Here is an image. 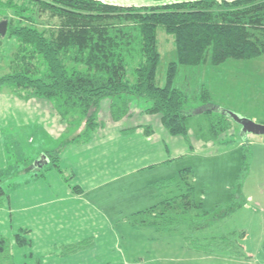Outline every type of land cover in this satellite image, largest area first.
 Here are the masks:
<instances>
[{
  "label": "rangeland",
  "instance_id": "1",
  "mask_svg": "<svg viewBox=\"0 0 264 264\" xmlns=\"http://www.w3.org/2000/svg\"><path fill=\"white\" fill-rule=\"evenodd\" d=\"M102 1L162 5L182 0ZM14 2L22 4L24 0ZM25 5L33 6L28 1ZM13 11L0 8V21L4 16L14 18ZM36 16L37 26H48L46 13L37 11ZM156 38L160 63L155 82L162 86L167 65L176 60V52L172 36L162 27H157ZM14 49L13 40L0 36V75L9 71L8 59ZM174 85L190 97L191 109L197 111L206 107L200 98L203 89L208 92V104L264 124V53L245 60L230 58L217 65L206 62L179 66ZM110 104L108 98L101 100L91 138L68 146L72 136L74 138L83 131L84 120L80 121L78 115L63 118L50 108L46 99L26 95L12 85L5 84L0 88V134L6 142L4 150L8 162L0 171V188L3 190L0 195V235L8 241L0 261L12 264H264V212L260 211L264 209V135L242 134L241 127L231 118L229 129L214 134L211 122L216 116L201 110L187 121L186 136L172 135L163 125L159 113L147 111L148 100L132 98L127 110L120 115ZM87 145L88 150L81 156L82 166L88 165V181L84 182L94 188L110 180L88 193V199L103 202V210L110 219L109 227L105 230V221L98 224L100 217L93 213L90 219L98 225L94 226H104V229L99 234L93 232L88 238L78 239L68 230L72 223L65 226L66 219L57 215L55 219L46 220L45 226L55 228L48 236L40 222L39 225L32 223L16 210L24 203L38 204L37 200L47 199L36 186L39 178L45 177L44 181L48 183L55 182L53 174L45 168L47 164L42 169L33 166L44 151L51 157L57 156L58 164L72 165V157H68L73 154L69 150L81 151ZM244 148L248 151L249 165L246 174L241 175L242 187L238 193L236 184L243 172ZM148 164L154 165L144 171L138 170ZM62 168L58 167L59 170ZM184 168L191 169L193 200L201 204L200 212L222 211L246 201V197L252 198L213 226L194 233V238L199 240L229 232L237 237L241 234L238 241L243 256L236 257L227 249L205 253L190 245L181 234L169 235L132 222L136 212L166 198L170 189L176 193L173 186L161 188L158 183L176 178ZM39 172V176L35 174ZM56 172L55 177L63 178L60 179L63 184L76 183L75 179L69 181L63 169L61 173ZM27 192H33V195L26 197ZM8 197L15 210L12 214L7 213L6 208L2 209L8 207ZM255 201L262 205L255 206ZM23 214L28 216L29 212ZM23 220L31 226L29 233L24 234L28 244L18 246L13 237ZM92 229L93 225L88 231Z\"/></svg>",
  "mask_w": 264,
  "mask_h": 264
},
{
  "label": "trees",
  "instance_id": "2",
  "mask_svg": "<svg viewBox=\"0 0 264 264\" xmlns=\"http://www.w3.org/2000/svg\"><path fill=\"white\" fill-rule=\"evenodd\" d=\"M26 1L33 6L25 5ZM0 8L14 10V18L4 16L3 20L7 21L4 36L15 42L9 71L0 75V88L12 85L26 95L46 99L63 118L78 115L85 123L73 142L91 138L103 98L110 100L119 115L132 98L148 100L147 111L159 113L172 135L186 136L187 121L200 110L216 116L211 122L214 134L226 131L232 120L208 104L207 91L202 89L200 94L207 104L204 109L189 107L190 97L174 85L179 66L217 65L230 58L245 60L264 53V0H191L141 6L101 0H24L22 4L0 0ZM37 11L47 14V27L37 26ZM157 27L172 36L176 52L162 86L155 82L160 63ZM244 150L238 193L241 175L249 165ZM47 156L50 165L58 167V157ZM171 186L176 189L172 197L136 212L132 222L158 232L179 233L205 253L227 249L236 257L243 256L238 241L241 234L237 237L229 232L199 240L194 233L213 226L245 201L222 211L200 212L201 204L193 200L190 168L158 183L161 188ZM72 189L80 192L78 186ZM18 233L13 237L15 244H28L27 231ZM7 244L6 237L0 236V254L6 252Z\"/></svg>",
  "mask_w": 264,
  "mask_h": 264
},
{
  "label": "crops",
  "instance_id": "3",
  "mask_svg": "<svg viewBox=\"0 0 264 264\" xmlns=\"http://www.w3.org/2000/svg\"><path fill=\"white\" fill-rule=\"evenodd\" d=\"M182 1H191V0H182ZM176 2H179V1H176ZM171 3H174V2H171ZM113 4H116V3H113ZM119 5L141 6V5H147V4L137 5L134 3H129V4H119ZM151 5H154V4H151ZM49 106H50V108H52L51 104H49ZM2 136L3 135L0 134V152H1V154H0V171L8 164L7 156H6V153L4 150V145L6 142L4 140V137H2ZM72 138H73V136H72ZM72 138H71V141H72ZM29 140H31V142H33V139L30 138ZM73 143H74L73 141L69 142L68 146L69 145L73 146L76 144V143H74V144ZM79 145H82V144H79ZM86 150H88V145L84 148V150H81V151L79 149H70L69 152L72 151L73 156H70L68 158L70 159L72 157L73 164L72 165H65V166H63L62 162H60L58 164V167L59 166L63 167L62 168L64 170L63 173H66L69 181L71 179H73V180L75 179V182H76L75 184H71V182L68 184L67 183L63 184L61 182L63 180V178L61 179L58 175L56 177L54 175L56 170H58L59 173H61L62 169L59 170L58 167L51 166L50 163H48L47 165L45 164L46 166H48L47 167L48 172L50 174H53L51 176L53 177L55 182L54 183H48V182L44 181L45 177L39 178L36 186L40 187V190H41L43 196H46L47 199L42 198L41 200H37V202H39L38 204H36V203H31V204L26 203L25 204L24 203L19 208L16 209L23 217H25L28 220H31L32 223L38 222V225H39V222H40L41 223L40 227L43 229L45 227L46 231L48 232V234H47L48 236L50 235L49 232H51L55 228L51 229L49 225L45 226L46 220H48L50 217L55 219V217L57 215L61 216V218H63V219H66L64 221L66 224L65 226H67L68 223H72L69 226L68 230L72 233V234H70L71 236H73V237L75 236L78 239L88 238V236H92L93 232H97L99 234V233H101V230L104 229V226L97 227V228L95 227V226H98L97 222L94 223V221H91V219H90V215H92L93 213L96 215H99V217H100L98 220V224L100 222L102 223L103 221H105V230L109 227L110 219L108 218V214L106 212H104V210H103V202L102 201L99 202L97 200L93 201V200H91L92 198L88 199V193L94 191L95 189H98L97 187H102L103 184L108 183L110 180L105 181V182H101L99 185L95 186L94 188L88 187V183L86 184L84 182V180L88 181V165L82 166V164H81V162H82L81 156H82V154L86 153L85 152ZM44 152H43V154H44ZM45 155H48V154L45 153ZM49 162H50V158H49ZM45 165H43L41 168L36 167V166H33V168L34 169H42L45 167ZM151 165H154V164L144 165V166L138 167L139 169L138 168L137 169L144 171V170H146V168L150 167ZM60 179H61V181H60ZM33 181H35V180H33ZM65 181H67V179H65ZM28 182H30V181H28ZM156 182H155V186H156ZM26 184H27L26 186H29L28 183H26ZM32 184H35V183H32ZM74 186L75 187L78 186L80 188V192H74V190L72 189ZM169 189H170V187H169ZM61 193L63 194V196H59ZM166 194H167V197H172L173 196V189L172 190L170 189L169 191H167ZM28 195L32 196L33 192H27L26 197ZM162 199H164V197ZM249 199L252 201V198L249 196V197H246L245 202L249 201ZM7 201H8V207H2V209L6 208V212L7 213L9 212V214L10 213L12 214V212L15 211L14 209H12V201L9 197H8ZM160 201H158V202H160ZM254 205L260 206L262 204L260 201H255ZM149 207H151V206H149ZM260 211L263 213L264 209H260ZM23 212H29V215L26 216L23 214ZM25 221L26 220H23L21 222V225L18 226V228H17L18 231H21V230H26L27 232L30 231L29 227H31V226H29V224H26L27 222H25ZM92 225H93V229L91 231H88V229ZM144 227H147V226H144ZM151 228H153V227H151ZM153 229H155V228H153ZM88 232H91V233H88ZM168 234L172 235L174 233H168ZM0 236H2V235H0ZM89 244H90V242H89Z\"/></svg>",
  "mask_w": 264,
  "mask_h": 264
},
{
  "label": "water",
  "instance_id": "4",
  "mask_svg": "<svg viewBox=\"0 0 264 264\" xmlns=\"http://www.w3.org/2000/svg\"><path fill=\"white\" fill-rule=\"evenodd\" d=\"M7 31V21L1 20L0 21V36H4ZM219 112H224L229 118H231L236 124L241 127L242 134L254 133L258 135H264V124L255 123L252 120L246 119L244 117H240L234 112L227 111L224 109L219 108ZM49 163V158L47 155L43 154L40 158L39 162L35 164L36 167H42L45 164Z\"/></svg>",
  "mask_w": 264,
  "mask_h": 264
}]
</instances>
